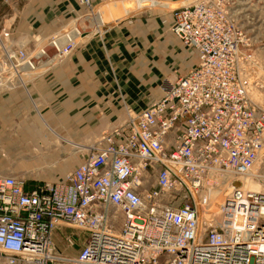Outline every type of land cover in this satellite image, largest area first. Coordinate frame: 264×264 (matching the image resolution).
Here are the masks:
<instances>
[{
	"label": "built area",
	"instance_id": "obj_1",
	"mask_svg": "<svg viewBox=\"0 0 264 264\" xmlns=\"http://www.w3.org/2000/svg\"><path fill=\"white\" fill-rule=\"evenodd\" d=\"M78 2L90 9L93 0ZM173 12L197 66L100 136L64 181L29 190L24 179L0 177V264H264V191L240 180L264 166V108L252 99L264 88L262 63L225 0ZM55 41L60 63L77 41ZM13 58L30 56L18 49L10 61L19 66ZM228 176L240 186L221 202L219 221L206 222L204 195ZM65 226L88 235L73 258L56 251Z\"/></svg>",
	"mask_w": 264,
	"mask_h": 264
},
{
	"label": "crops",
	"instance_id": "obj_2",
	"mask_svg": "<svg viewBox=\"0 0 264 264\" xmlns=\"http://www.w3.org/2000/svg\"><path fill=\"white\" fill-rule=\"evenodd\" d=\"M64 4L65 0H35L20 24L24 28L22 30L49 36L54 28L58 27L59 20H67L72 15V13L69 15V12L73 10L68 8V11L62 6ZM77 13L73 12L75 17L81 16ZM82 16L85 17L86 14ZM144 16L146 15L140 17ZM152 16L150 22L154 21L153 24H156L157 17L161 21L163 15ZM98 19L107 23V20H114L116 17L110 12L101 11ZM163 23L170 24L169 18L163 19ZM130 24V22H125L124 25L115 23L106 27L102 38L90 37L89 41L80 44L75 54L63 64L51 68L48 75L33 81L35 76L46 71V66H40L30 72V77L26 76L22 81L19 79L18 83L14 80L13 83L23 87L10 93L0 94V150L1 143L7 141L8 143L63 142L73 143L75 148L76 145L82 148L81 145L74 143H89L99 136L103 128L108 125V120H111L110 117L124 113V101L137 112H141L149 107L150 101L155 98L153 96L155 93L158 94L157 97L161 96L156 87L161 74L165 76L166 68L156 62L157 66L154 64L152 73L149 71L146 75L147 65L142 61L147 63L148 58L146 55L141 57L140 54L145 44L143 31H146V43L149 42L148 32L154 31L137 28V32L134 33ZM90 30L92 28L88 31ZM135 34L138 36L133 38ZM172 38L170 39L173 42H177L176 37L172 36ZM131 41L136 43L131 44ZM156 45L153 44L152 48H157ZM171 46L170 43L169 48ZM150 47L148 46L147 49ZM131 49L137 53L134 54ZM136 55H139L137 59L139 63L127 62L132 61ZM34 72L36 73L33 74ZM0 80L3 84L0 91L12 89V81L4 77V74L1 75ZM103 113L108 117L106 120L102 118ZM11 131L14 133L12 139L7 135V132ZM38 185L41 184L27 185V187L31 190Z\"/></svg>",
	"mask_w": 264,
	"mask_h": 264
},
{
	"label": "rangeland",
	"instance_id": "obj_3",
	"mask_svg": "<svg viewBox=\"0 0 264 264\" xmlns=\"http://www.w3.org/2000/svg\"><path fill=\"white\" fill-rule=\"evenodd\" d=\"M34 1L35 0H0V79L1 75L4 74V66L7 67L12 64L6 56L4 47L8 48L9 46H13L12 48L16 51V53L18 49H22L27 52L29 56L33 55L32 58H34L36 57L39 49L43 47L40 44H42L45 40L48 42L44 46L51 48L52 41H60L61 39L66 38L69 39V41L71 40L70 43L77 41L76 44L73 43L72 45L75 49L69 54L71 56L75 54L74 52L78 49L80 44H85V42L89 41L88 39H90V37L102 38L106 27L115 23L124 25L125 22L131 23L130 25L133 26L131 31H134V33L137 32V28H141L143 30L150 29L154 31L148 32V43H146V31H143L145 34L143 38L145 44H143V52L140 54L141 57L146 55L148 58L147 63L142 61L148 66H146L148 70L144 68L146 70V75H148L149 71L152 73L155 68L153 67L154 64L157 66L156 62L160 65H164L166 68L165 76L164 74H161V79L156 87L157 91H160L161 96L157 97L158 94L155 93V95H153L155 98L150 101L148 108L162 98L166 84L175 81L177 77L187 75L191 69L195 68L198 64L197 52L195 49L185 46V43L174 32L176 16L173 10L178 7L186 6V4L191 2H185L186 4H184L183 0H155L170 5V8L167 6L159 8L158 5L153 6L151 2H148V0H93L91 8L87 9L83 7L78 0H65V4L62 6L73 10L72 12H69V15L70 13H72V15L70 18L67 17V20L61 19L62 22L59 20L58 27L54 28L52 34L49 36H42L37 33H33L32 31L26 32L25 30H22L24 28L20 25L24 17L28 14L29 7ZM205 1L215 2L216 0ZM225 1L226 10L230 11V13L234 15L235 21L239 27H243L248 37L252 40L253 50L257 53L263 66H260L259 70H261L262 76L264 77V0ZM75 8H77V10ZM77 11L79 12L77 13ZM101 11L112 13L116 19L107 20V23L99 21V12ZM73 12L81 15L78 16L80 18L79 20H77L78 17H75ZM85 14V17H92L90 19L86 18L90 23V28H92V30L85 34H81L79 37L76 36V38L75 35L66 31L65 28H71L76 32H79L77 23L84 18L82 15ZM153 14H162V22L158 20L159 17H157V23L155 22L156 24H153L154 21L150 22V20L153 19ZM139 15H146L144 17L147 18H141ZM168 18L170 20V24L166 25V23H163V19L165 20ZM100 25L102 27H100ZM171 35L174 38L176 37L177 42H173V40H171L173 39ZM136 36L138 35L135 34L133 38H136ZM133 43H136V41H131V44ZM170 43L172 46L169 48ZM174 43L176 44L175 46L173 45ZM153 44H157L158 47L153 49ZM148 46L151 47L147 49ZM131 51L134 54L137 53L134 49H131ZM147 54H149V56ZM69 55L66 56V58L69 57ZM135 57H133L132 61L128 60L127 62H138L137 59L139 55H136ZM66 58L62 59L59 65L63 64ZM13 63L19 66L21 64L28 65V62L18 63L14 58ZM49 70L50 69H47L44 73L35 76L33 81L41 76L50 74V72H48ZM28 71V69L21 71V77H26ZM30 72L31 71H29V74ZM1 85L3 84H1L0 80V87ZM12 86L15 87L11 90H1L0 94L3 95L10 93L20 87H23L22 85H16L15 83H13ZM252 97V99L258 103L259 106L264 108V88L254 91L252 93ZM123 108L124 113L122 115H117L116 117H110L111 120H108V125L103 128V131L99 134V136L93 138L89 143H74L81 145L83 150L75 148L74 145H72L73 143L63 142L8 143L7 141L6 143H1L0 177H17L19 179H24L29 186H34L36 184L45 185L47 183H59L64 181L69 174H71L83 163L89 155L90 148L95 144L100 136L109 134L113 129L122 126L123 123L130 118H135L145 111L143 110L141 112H137L130 105H127L126 101H124ZM102 118L103 120H106L108 117L103 113ZM7 135L10 139H12L14 133L12 131L7 132ZM254 170L259 171L258 173L263 177L262 179H264V166L260 168L257 167ZM245 181L247 188L255 189V191H264V183L262 181L261 183H255L251 179H247ZM258 186H260L261 189ZM216 197V195L208 196L211 203L207 208L203 209V213L205 215L213 211V203ZM87 236L88 235L85 231L72 228V226L69 228L68 226H65L62 229L57 230L54 234L56 251L60 254L68 256V258L76 257L81 248L84 246Z\"/></svg>",
	"mask_w": 264,
	"mask_h": 264
},
{
	"label": "bare ground",
	"instance_id": "obj_4",
	"mask_svg": "<svg viewBox=\"0 0 264 264\" xmlns=\"http://www.w3.org/2000/svg\"><path fill=\"white\" fill-rule=\"evenodd\" d=\"M191 1L192 0H185L184 3L185 2H191ZM148 2H151L153 6L158 5L159 8L160 7H165V6L170 8L169 4H165L163 2H158V1H155V0H148ZM87 17H88V19L92 18V17L89 18V16H87ZM79 19L80 18L78 17L77 20H79ZM65 30L70 32L71 34H73L75 36L80 35L74 29L65 28ZM70 33H68V34H70ZM67 40L68 39H66V38H63L60 41L58 40V45H62L64 43H66ZM47 42L48 41L45 40L42 44H40L43 47L39 49V51L36 54V57L32 58L33 55L30 56V58L28 59V65L13 66L11 64V66H7V67L4 66V72H3L4 73V77H6L7 79L11 80L12 84H13L14 80H17V83H18L19 79H20V81H22L21 71H23V70L28 69L29 71L33 72V71H35V67L46 66L45 70H47V69L59 66V63L57 62L56 47H53V49H51L50 47L47 48V46H44ZM56 42H57V40L55 41V43ZM12 47L13 46H9L8 48L4 47L6 56H7V58L9 60H10L11 57L15 56V54H16V51ZM69 57H70V55H69ZM69 57H67L65 60H67ZM5 67H6V69H5ZM29 71H28V74H26V75L30 77L31 75L29 74ZM35 73L36 72H34L33 74H35ZM13 87L14 86H12L11 88H13ZM76 148L78 150L82 149V148H79L78 146H76ZM257 167L258 166H256L255 168H257ZM254 169L252 171L253 173H251L250 175H246V176H244L243 178L240 179L242 181V183L244 184L243 188L245 190H247V191L248 190L255 191V189L247 188L245 180L251 179L255 183H261V180H260V177H259L260 174L258 173L259 171H256ZM234 179H235L234 176H228V177H226V179H223V177H217L216 180L219 182V186H218L219 188L212 187V188L209 189L210 192L208 194L206 193L207 196L204 195L205 198L208 197V196H212V195H216L217 196L216 199L214 200V203H213L214 204L213 211L210 212V213H212V215L210 213L205 215L203 213V210L200 211V213L203 215V219H206V222L219 221V218L215 217V215H216V213L219 210V206H220L221 202L223 201L224 198H226V196L228 195V193L231 190V188H233L235 185L236 186H240L238 184L239 182H237L239 180H234ZM233 181H236L237 183L233 184ZM258 187L261 189L260 186H258ZM209 216L211 217L210 219L208 218Z\"/></svg>",
	"mask_w": 264,
	"mask_h": 264
},
{
	"label": "water",
	"instance_id": "obj_5",
	"mask_svg": "<svg viewBox=\"0 0 264 264\" xmlns=\"http://www.w3.org/2000/svg\"><path fill=\"white\" fill-rule=\"evenodd\" d=\"M86 18L88 17H84L83 19L80 20V22L77 23V28L80 34H85L89 32L88 30L90 28V23L87 21Z\"/></svg>",
	"mask_w": 264,
	"mask_h": 264
}]
</instances>
